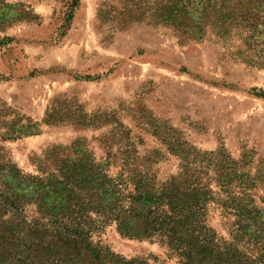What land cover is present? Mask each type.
Returning <instances> with one entry per match:
<instances>
[{"label": "rangeland", "instance_id": "obj_1", "mask_svg": "<svg viewBox=\"0 0 264 264\" xmlns=\"http://www.w3.org/2000/svg\"><path fill=\"white\" fill-rule=\"evenodd\" d=\"M172 2L0 0L1 153L43 174L51 149L75 144L72 157L87 153L110 176L151 166L167 179L181 171L183 149L225 148L243 161L264 212V16L255 18L264 0H183L203 36L162 22ZM54 104L66 121H45ZM14 121L28 133L6 137ZM24 213L30 221L35 204ZM235 220L218 204L207 216L223 242L233 241ZM93 240L126 258L181 264L157 239L124 236L115 224ZM248 240L238 245L253 258Z\"/></svg>", "mask_w": 264, "mask_h": 264}, {"label": "trees", "instance_id": "obj_2", "mask_svg": "<svg viewBox=\"0 0 264 264\" xmlns=\"http://www.w3.org/2000/svg\"><path fill=\"white\" fill-rule=\"evenodd\" d=\"M182 1L163 6L162 22L203 36V21ZM259 7L256 19L264 16ZM258 41L264 52V38ZM57 105L46 122L67 120ZM12 125L6 137L28 133ZM77 152L75 144L54 147L43 159H52L50 168L26 174L0 150V264H163L156 257L126 258L95 242L110 224L124 236L157 239L181 264H264V212L250 198L254 185L240 173L243 161L225 148L183 149L181 171L167 179H158L151 166L123 165L110 176L107 165L87 153L72 157ZM29 202L36 207L30 221L24 213ZM212 204L235 216L233 241L223 242L208 225ZM245 237L259 250L253 258L238 245Z\"/></svg>", "mask_w": 264, "mask_h": 264}]
</instances>
